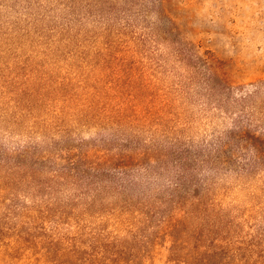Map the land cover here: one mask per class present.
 Wrapping results in <instances>:
<instances>
[{"label": "trees", "instance_id": "1", "mask_svg": "<svg viewBox=\"0 0 264 264\" xmlns=\"http://www.w3.org/2000/svg\"><path fill=\"white\" fill-rule=\"evenodd\" d=\"M158 1L57 0L63 7L59 16L67 21L65 28L60 27L68 35L66 43L103 39L90 57H96L99 61L95 64L100 67L93 66L89 71L98 80L105 76V83L97 88L95 80L94 84L86 83L83 92H75L70 82L52 80L41 72L34 90L14 86L8 91L13 93L5 95L9 106L0 108L2 120H12L18 127L28 122L31 133L44 128L47 131L43 135L51 147L24 145L9 151V155L16 156L13 167L6 165L10 156L0 153V169L6 170V174H0V190L14 185L11 180L20 183L19 178L27 176L30 183L38 185L37 192L48 190L50 196L58 189L54 185H71L76 191L72 199L62 203H21L20 212L12 208L16 206L5 204L12 213L25 212L16 244L36 247L53 264H145L154 245L165 242H169V259L180 264H227L231 256L238 255L240 241L233 233L237 225L228 209L215 197H208V188L196 185L193 172L197 166L190 145L172 143L171 149L156 151L140 143L130 149L122 143L120 148L110 147L107 141L87 144L78 139L74 144L75 139L71 143L57 140L63 136L70 139L71 123L77 124L76 128L103 131L123 125H162L168 116L177 113L176 99L152 80L157 72L153 63L146 66L138 60L127 62V57L135 53L129 41L137 38L143 44L151 40L155 45V50L142 48L138 52L144 56L157 54L156 67H163L170 57L188 66L187 75L181 77L188 84L185 97L198 100L201 112L211 110L214 115L236 118L228 129L219 131L213 142L196 150L204 154L208 149L203 160H216L223 166L227 160L222 157L249 153L254 160L244 163L243 168L253 166L255 161L264 163V79L251 89L234 86L211 68L206 54L201 56L189 44L175 39L170 41L173 50L164 57L158 39L152 40L147 32L137 33L129 10L154 7ZM88 19H92L90 28L84 27ZM69 23L81 24V28L73 31ZM49 81L54 84L53 98L43 92L48 90ZM107 84L109 87H105ZM47 110H52L48 121L43 117ZM169 156L181 175L187 167L192 169L185 175L187 182L171 178L164 195L144 190L136 200L125 195L124 191L136 183V174L147 173L152 164ZM185 159L190 160L187 167L182 163ZM36 165L47 172L42 179L38 174L43 171ZM110 192H114L115 199L109 197Z\"/></svg>", "mask_w": 264, "mask_h": 264}, {"label": "rangeland", "instance_id": "2", "mask_svg": "<svg viewBox=\"0 0 264 264\" xmlns=\"http://www.w3.org/2000/svg\"><path fill=\"white\" fill-rule=\"evenodd\" d=\"M61 9L63 7L59 6L57 0H0V108L9 106L8 96L5 95L13 93L8 91L14 90V86L34 90L41 72H45L52 80L70 82V88L75 92H83V86L86 83L94 84L95 80L97 88L105 83V76L98 80L89 71L93 66L100 67L95 64L99 60L90 57L101 47L103 39L66 43L68 35L60 27L65 28L67 21L59 16ZM129 10L137 33L147 32L151 39H158L164 57L173 50L174 44L170 41L175 39L189 44L201 56L206 54L211 68L234 86L251 89L252 85L264 79V0H160L154 7ZM86 22L88 25L84 23V27L90 28L92 19ZM54 26L52 30L48 28ZM69 26L73 31L81 28V24L72 26L69 23ZM151 42L148 40L143 44L137 38L129 41L135 53L127 57V62L138 60L146 66L153 63L157 72L152 80L162 88L161 91H167L170 98L176 99L174 110L177 113L168 116L162 125H123L103 131L98 128H76L77 124L71 123L70 139L63 136L57 140L71 143L75 139L74 144L78 139L87 144L107 141L110 147L120 148L119 144L122 143L129 145L130 149L140 143L156 148V151L169 150L173 147L172 143L190 145L192 159L196 160L197 166L193 172L196 185L208 188V197H215L222 207L228 209L232 222L237 225L233 233L238 234L236 238L239 237L240 241L238 255L231 256L227 264H264V163L262 160L258 163L255 161L253 166L243 168L244 163L254 160L249 153L245 156L228 154L221 158L227 160L223 166L216 160H203L208 149L204 154L196 150L213 142L219 131L228 129L236 118L214 115L211 110L205 114L201 112L198 100L185 97L188 84L181 79L187 75L188 66L185 63H178L170 57L163 67H156L157 54L150 52L144 56L138 52L145 48L155 50ZM80 51H84L86 56ZM22 82L24 84L20 85ZM48 84V90L43 92L53 98L54 84L51 81ZM2 114L0 111V153L8 157L9 151L24 145L51 147L43 135L47 130L37 128L36 132L31 133L28 122L18 127L12 124V120L8 123L2 120ZM51 115L52 110H47L43 117L48 121ZM119 137L127 140L121 142L117 140ZM9 156L6 165L13 167V157L16 156ZM169 157L152 164L147 173L136 174V183L124 191L125 195L132 196L133 200L142 190L164 195L171 178L179 177L181 182H187L185 175L192 170L187 167L190 160H183L187 172L181 175L177 166H174V158ZM164 164L166 166H162ZM47 166H51V163ZM36 167L43 171L38 174L42 179L47 172L38 165ZM0 174H6L5 167H1ZM19 179L20 183L11 180L15 182L14 185H8L5 191L0 190V264H53L36 247H20L16 244L17 235L22 232V229L19 230L22 225L20 221L25 212L12 213L5 204L16 206L12 208L20 212L21 203L39 204L44 200L62 203L68 198L72 199L76 191L71 185H54L58 189L50 196L48 190L37 192L38 185L30 183L29 177ZM108 194L111 199H115L114 192ZM168 246L169 242L154 245L145 258V264H180L169 259Z\"/></svg>", "mask_w": 264, "mask_h": 264}]
</instances>
